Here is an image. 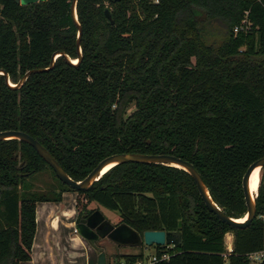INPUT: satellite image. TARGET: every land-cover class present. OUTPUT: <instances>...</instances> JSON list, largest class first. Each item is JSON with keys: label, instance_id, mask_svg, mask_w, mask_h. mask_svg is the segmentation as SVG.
Listing matches in <instances>:
<instances>
[{"label": "trees", "instance_id": "1", "mask_svg": "<svg viewBox=\"0 0 264 264\" xmlns=\"http://www.w3.org/2000/svg\"><path fill=\"white\" fill-rule=\"evenodd\" d=\"M70 5L0 0V69L12 84L30 69L47 67L55 51L77 58ZM247 9L256 30L234 34ZM75 10L80 62L57 56L52 68L31 73L20 87L8 86L0 74V131L31 135L75 180L114 153L172 154L194 165L227 215L243 217L242 176L264 156V6L253 0H77ZM44 170L56 189L34 190L28 178ZM69 190L78 203L84 200L81 209L95 202L139 233L180 231V246L154 245L155 252L170 253L157 264H223L227 232L233 235L229 264H264L247 258L264 248V166L256 215L234 228L207 209L181 168L120 163L88 189L75 190L16 139L0 141V264L30 260L35 203L58 201ZM137 248L113 264L142 257L145 246Z\"/></svg>", "mask_w": 264, "mask_h": 264}, {"label": "water", "instance_id": "2", "mask_svg": "<svg viewBox=\"0 0 264 264\" xmlns=\"http://www.w3.org/2000/svg\"><path fill=\"white\" fill-rule=\"evenodd\" d=\"M20 4H29L43 0H18ZM77 0H71L70 5V13L74 24L77 27V38H76V50H77V58L75 62H72V59L63 51H55L51 55L50 63L47 67L44 68H35L26 71L21 78L18 80L16 84H12L9 81L8 74L4 70L0 69V74H2L5 78V82L10 87H20L27 76L31 73L41 72L48 70L53 67L55 59L57 56H63L64 60L70 64H77L80 62L82 58L81 48H80V38L82 34V28L80 23L77 20L75 5ZM105 16L110 20V23H113L111 19V15L108 8L104 10ZM16 139L20 141H24L31 145L36 152L47 162V164L52 168L56 177L70 188L75 190H86L88 189L93 182L98 180L107 170L111 167L125 162H136V163H155V164H164L175 166L183 169L187 172L195 182L197 191L207 207L209 211L214 213L216 217L234 228H244L249 225L251 220L256 215V201L255 198L257 196V191L254 195L251 193L249 186V179L251 173L256 169H260L264 166V156L254 160L247 167L244 172L241 180L242 191L244 196V201L246 205V213L244 214L243 220L237 221L239 218H234L227 215L213 200L211 197L207 186L205 185L201 175L194 167L192 163L187 160H184L180 157L174 156L172 154H147V153H137V152H124V153H114L108 155L101 159L92 170L81 180H75L71 178L65 170L61 167V165L57 162V160L51 155V153L35 138L31 135L20 131V130H2L0 131V141L1 140H9ZM18 157H20L19 152L16 153ZM22 162H19L18 167L20 168ZM109 166V168L103 172L105 167ZM92 215L98 216L99 219L103 218V215L99 210H95ZM105 224L107 228L103 233H100V237H105L111 242L119 246H130V247H140V246H151V245H181V233L180 231H164V230H145L142 233L137 232L135 229L130 227L126 223H117L116 225L111 224L107 220H105ZM93 225L90 224L87 219H85V215H82L80 220L76 223L75 229L77 233L82 236L89 243H92L93 240L98 238V234L93 231ZM96 264H106V256L103 251H100L97 256Z\"/></svg>", "mask_w": 264, "mask_h": 264}, {"label": "crops", "instance_id": "3", "mask_svg": "<svg viewBox=\"0 0 264 264\" xmlns=\"http://www.w3.org/2000/svg\"><path fill=\"white\" fill-rule=\"evenodd\" d=\"M78 200L77 192L69 190L63 191L58 201L35 203L30 260L22 264H96L98 250L75 231L82 207ZM227 234L233 240V235Z\"/></svg>", "mask_w": 264, "mask_h": 264}, {"label": "rangeland", "instance_id": "4", "mask_svg": "<svg viewBox=\"0 0 264 264\" xmlns=\"http://www.w3.org/2000/svg\"><path fill=\"white\" fill-rule=\"evenodd\" d=\"M29 182H31L34 186V190L40 192H47L50 189H56V182L53 175L48 171L44 170L42 172H38L34 174L32 177L28 178ZM82 199V197H81ZM80 205H82V201H80ZM86 209L99 210L100 213L111 223H115L118 219V216L115 211L107 209L101 205H98L95 202L86 203ZM231 238L230 234H227L225 237L226 243L229 244ZM99 246L102 251L105 253L106 262L109 264H113L115 260V256H121L122 254L128 253H136L138 252L137 247L130 246H119L108 240L107 238H103L99 240ZM154 245L147 246L143 249L144 253L148 255L154 251ZM117 259V258H116Z\"/></svg>", "mask_w": 264, "mask_h": 264}, {"label": "built area", "instance_id": "5", "mask_svg": "<svg viewBox=\"0 0 264 264\" xmlns=\"http://www.w3.org/2000/svg\"><path fill=\"white\" fill-rule=\"evenodd\" d=\"M257 3H260L264 6V0H253ZM250 10L247 9L243 12L242 18L240 19L239 24L235 25L232 28V31L234 34L238 32L242 33H251L254 32L257 28L253 20L249 16ZM76 231V229H75ZM77 232V231H76ZM227 234V233H226ZM224 236V244H225V250L224 252L221 253L222 258L224 259L223 264H229L228 262V256L232 253L233 251V240H230V243H226L225 237ZM166 246H174L172 244L166 245ZM170 258V253L168 251H162L160 253H157L153 251L152 253H149L146 255L143 253V256L134 260V261H126L124 259H121L118 264H157L158 262L161 261H166ZM247 258L250 261V263H259L262 260H264V248L250 252L247 254Z\"/></svg>", "mask_w": 264, "mask_h": 264}, {"label": "flooded vegetation", "instance_id": "6", "mask_svg": "<svg viewBox=\"0 0 264 264\" xmlns=\"http://www.w3.org/2000/svg\"><path fill=\"white\" fill-rule=\"evenodd\" d=\"M95 210L93 209H80L79 217L77 222L80 220L82 215H85V219L90 222L93 226V231L98 234V238L96 240L92 241V245L95 248H98L102 251L101 247L99 246V240L105 238V237H100V233H103L105 229L107 228V225L105 224V220H107L104 216L102 219H99L98 216L92 215ZM108 221V220H107ZM110 222V221H108ZM111 223V222H110ZM113 225H116L117 222L111 223Z\"/></svg>", "mask_w": 264, "mask_h": 264}, {"label": "bare ground", "instance_id": "7", "mask_svg": "<svg viewBox=\"0 0 264 264\" xmlns=\"http://www.w3.org/2000/svg\"><path fill=\"white\" fill-rule=\"evenodd\" d=\"M76 59H72V62H75ZM109 168V166L105 167L103 169V172H105L107 169ZM259 179H260V172H259V168H256L250 175V179H249V186H250V190L251 193L254 195V193H256L257 188H258V184H259ZM243 220V218H239L237 219V221Z\"/></svg>", "mask_w": 264, "mask_h": 264}]
</instances>
